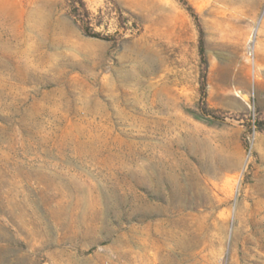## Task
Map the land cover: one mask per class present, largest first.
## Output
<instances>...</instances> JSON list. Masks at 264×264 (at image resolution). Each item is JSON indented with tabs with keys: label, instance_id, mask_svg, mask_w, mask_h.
<instances>
[{
	"label": "rangeland",
	"instance_id": "rangeland-1",
	"mask_svg": "<svg viewBox=\"0 0 264 264\" xmlns=\"http://www.w3.org/2000/svg\"><path fill=\"white\" fill-rule=\"evenodd\" d=\"M0 264H264V0H0Z\"/></svg>",
	"mask_w": 264,
	"mask_h": 264
},
{
	"label": "trees",
	"instance_id": "trees-1",
	"mask_svg": "<svg viewBox=\"0 0 264 264\" xmlns=\"http://www.w3.org/2000/svg\"><path fill=\"white\" fill-rule=\"evenodd\" d=\"M199 52H200V56H202V52H203V48H202V46L200 45V47H199ZM194 118H196L197 120H204L201 116H199V115H194Z\"/></svg>",
	"mask_w": 264,
	"mask_h": 264
}]
</instances>
